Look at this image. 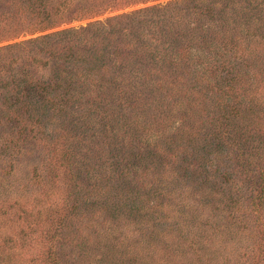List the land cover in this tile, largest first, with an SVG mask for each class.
Returning a JSON list of instances; mask_svg holds the SVG:
<instances>
[{
  "label": "trees",
  "instance_id": "trees-1",
  "mask_svg": "<svg viewBox=\"0 0 264 264\" xmlns=\"http://www.w3.org/2000/svg\"><path fill=\"white\" fill-rule=\"evenodd\" d=\"M152 1L0 0V44L4 43L0 45V145L21 149L26 139L42 143L47 139L38 135L48 128L46 122L55 123V132L73 136L80 155L93 165L88 172L93 183L89 192L94 194L103 189L99 184L105 176L104 164L110 168L103 172L112 174L116 182L110 189L123 190L131 183L127 178H135L129 173L132 156L124 154L126 148L134 146L144 157L141 144L160 137L166 147L178 137L175 130L179 135L193 132L191 141L198 144L207 142L211 149L206 154L217 155L220 148L233 146L236 154L244 155L245 147L263 150L264 159V63L258 65L264 55V0H174L125 11ZM74 23L78 24L52 31ZM109 87L114 91L106 92ZM186 87L201 90L187 97ZM201 91L206 92L204 99L196 96ZM229 92L231 97L226 96ZM174 94L190 108L194 105L190 114L203 121L196 124L189 116L171 132L161 128ZM137 114L143 127L134 120ZM145 117L154 121L145 123ZM27 145L23 152H28ZM162 146L157 147L160 158L166 152ZM122 149L121 157L114 156ZM178 157L177 152L169 157V163L159 165L161 170L156 161L145 170L151 172L154 196L162 193L156 184L164 176L161 171ZM201 166L193 165V173H203ZM119 168L115 177L114 169ZM204 173L208 177L203 176L202 186L211 192L209 184L214 185L219 171ZM247 182L245 193L255 222L264 227V164ZM229 183L236 186L235 180ZM130 191L125 190L127 201ZM157 197L156 203L145 204L158 207ZM236 204L234 200L228 205L222 224L206 228L214 238L231 230L235 221H243L244 212ZM143 206L128 204L136 214ZM262 227L254 230L264 237Z\"/></svg>",
  "mask_w": 264,
  "mask_h": 264
},
{
  "label": "rangeland",
  "instance_id": "rangeland-1",
  "mask_svg": "<svg viewBox=\"0 0 264 264\" xmlns=\"http://www.w3.org/2000/svg\"><path fill=\"white\" fill-rule=\"evenodd\" d=\"M168 1L174 0H155L125 11ZM110 15L113 13L98 18ZM76 24L63 25L52 31ZM261 59L259 66L264 63V55ZM186 88L187 97L201 90V87ZM217 89L221 91L225 87ZM111 91H114L113 87L106 90ZM230 94L226 96L231 97ZM205 95L206 92L196 93L202 99ZM171 104L165 112L166 123L159 125L161 128L171 132L173 128H179L177 123L184 122L189 116L196 124L203 121L190 114L191 109L195 110L194 105L190 108L178 94H174ZM106 110L109 113L108 107ZM133 117L143 127L142 116ZM145 118V123L154 121ZM46 124L48 128L38 137L47 140L39 143L36 142L39 139H26L25 143L30 145L28 152L22 150L27 144H21V149L13 148L10 143L9 148L8 143L0 145V264H264V237L254 230L255 226L262 227L263 224L255 222V212L245 193L250 185L249 177L257 176L263 167V150H248L241 146L245 153L242 155V151L236 154V147L233 150V146H224L217 155H210L206 154L211 149L207 142L198 144V141H191L193 132L188 130L179 135L175 130L178 137L174 139L175 134L170 133L174 143L166 144V147L162 146L165 140L160 137L151 144H141L144 157L138 156L134 146L126 148V152L122 149L114 153L117 157L123 152L132 156L129 173L135 178H127L126 181L131 183L123 190L113 191L110 187L116 186V182L111 178L112 174L103 172L107 167L104 164L102 176H105L99 184L103 189L94 194L89 192L93 183L88 172L92 171L93 165L80 155L74 137L57 134L55 123ZM159 145L166 149L161 158L157 154ZM176 152L179 154L176 163L164 168L161 171L164 176L156 180L162 193L171 194L154 196L151 172L145 174V170L153 161L158 166L169 163V157ZM198 164L203 168L201 174L192 170L193 165ZM159 168L161 170V166ZM210 169L219 171L215 174L218 178H214V185L209 184L211 192L201 182L202 178L208 177L204 170ZM114 170V176L118 177L120 168ZM232 180L236 181L235 187L229 183ZM127 188L132 191L127 195L128 201L124 198ZM155 197L158 207L145 204L155 201ZM161 198L167 204L164 205ZM233 198L237 201L235 206L244 212V219L235 221L231 230L222 231L214 238L211 230L206 228L212 229L226 220ZM128 204L145 207L137 212L138 215L131 212ZM203 229L206 230L202 232Z\"/></svg>",
  "mask_w": 264,
  "mask_h": 264
}]
</instances>
